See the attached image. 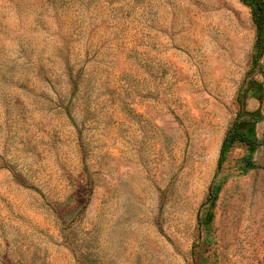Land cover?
Here are the masks:
<instances>
[{
    "label": "rangeland",
    "instance_id": "1",
    "mask_svg": "<svg viewBox=\"0 0 264 264\" xmlns=\"http://www.w3.org/2000/svg\"><path fill=\"white\" fill-rule=\"evenodd\" d=\"M255 38L241 0H0V264H264Z\"/></svg>",
    "mask_w": 264,
    "mask_h": 264
},
{
    "label": "trees",
    "instance_id": "2",
    "mask_svg": "<svg viewBox=\"0 0 264 264\" xmlns=\"http://www.w3.org/2000/svg\"><path fill=\"white\" fill-rule=\"evenodd\" d=\"M243 4L250 8V14L252 22L256 30V38L254 43V49L256 57L259 58L262 55L264 47V0H241ZM254 89L255 92L262 95L263 87L259 82H252L251 88L248 91ZM261 100V97H259ZM242 114L247 118L242 122L235 123L226 133L219 151V160L217 167L219 168L223 160L226 158L227 153L234 144L244 143L249 147V156L255 149L256 135L254 131L255 122L261 119L260 111H243ZM211 215L208 216V221L211 219Z\"/></svg>",
    "mask_w": 264,
    "mask_h": 264
}]
</instances>
